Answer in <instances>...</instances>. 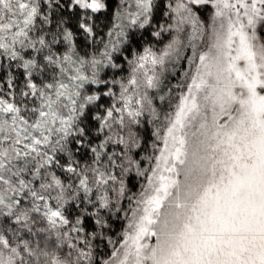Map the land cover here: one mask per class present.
Listing matches in <instances>:
<instances>
[{"label":"snow or ice","instance_id":"6c2138e0","mask_svg":"<svg viewBox=\"0 0 264 264\" xmlns=\"http://www.w3.org/2000/svg\"><path fill=\"white\" fill-rule=\"evenodd\" d=\"M0 264H264V0H0Z\"/></svg>","mask_w":264,"mask_h":264}]
</instances>
